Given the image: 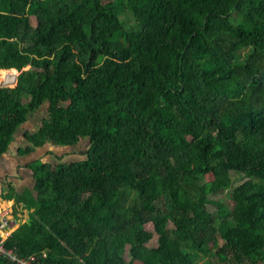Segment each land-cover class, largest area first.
Instances as JSON below:
<instances>
[{
  "label": "trees",
  "instance_id": "1",
  "mask_svg": "<svg viewBox=\"0 0 264 264\" xmlns=\"http://www.w3.org/2000/svg\"><path fill=\"white\" fill-rule=\"evenodd\" d=\"M89 1L0 0V71L19 72L0 86V155L44 106L23 155L89 142L80 162L34 163V210L6 247L264 264V0Z\"/></svg>",
  "mask_w": 264,
  "mask_h": 264
},
{
  "label": "crops",
  "instance_id": "2",
  "mask_svg": "<svg viewBox=\"0 0 264 264\" xmlns=\"http://www.w3.org/2000/svg\"><path fill=\"white\" fill-rule=\"evenodd\" d=\"M27 133H30L27 129H19L7 152L0 155V214L7 213L12 222L9 237L29 220L34 210L30 207L34 199V163L51 165V161H55L57 157L66 160V154L56 156V147L51 144L34 153L23 155L21 151L30 146L25 139Z\"/></svg>",
  "mask_w": 264,
  "mask_h": 264
},
{
  "label": "rangeland",
  "instance_id": "3",
  "mask_svg": "<svg viewBox=\"0 0 264 264\" xmlns=\"http://www.w3.org/2000/svg\"><path fill=\"white\" fill-rule=\"evenodd\" d=\"M87 2H90L89 0H86ZM127 24H135L137 23V19L135 18L134 15H127ZM32 25L36 26V19L33 17L32 19ZM19 72H17L16 70H1L0 71V86H8V87H13L16 82H11V80L13 79V77L18 76ZM243 93V91H240L238 93V96L241 95ZM47 108L46 106H44L41 110H39L36 114L30 116L28 118V122L23 125L21 128L27 129L28 132L33 133L35 132L36 129L39 128L40 123L42 122L45 114H46ZM32 121V123L30 122ZM31 123V124H30ZM20 128V129H21ZM88 146H89V142L85 141L80 143L78 146L74 147V148H58L56 146V156L62 155V154H66V160H64L65 163H75V162H80L82 160L85 159V155L87 153L88 150ZM51 167L56 170V166L61 163L60 161H58V157L55 159V161H51ZM174 164H176V161L173 162ZM38 165V164H37ZM34 171V170H33ZM213 181V177L212 175H208L207 176V184L210 185ZM121 244H125L124 240H120ZM215 261H201L199 264H215ZM130 264H144L140 261H133Z\"/></svg>",
  "mask_w": 264,
  "mask_h": 264
},
{
  "label": "built area",
  "instance_id": "4",
  "mask_svg": "<svg viewBox=\"0 0 264 264\" xmlns=\"http://www.w3.org/2000/svg\"><path fill=\"white\" fill-rule=\"evenodd\" d=\"M11 82H16L15 77ZM12 222L7 213L0 214V256L16 264H42L37 256L21 257L14 249L6 247V241L9 238V228ZM45 256V255H44Z\"/></svg>",
  "mask_w": 264,
  "mask_h": 264
},
{
  "label": "water",
  "instance_id": "5",
  "mask_svg": "<svg viewBox=\"0 0 264 264\" xmlns=\"http://www.w3.org/2000/svg\"><path fill=\"white\" fill-rule=\"evenodd\" d=\"M15 70V69H14ZM17 71V70H16ZM18 72V71H17ZM15 80H17V76H15Z\"/></svg>",
  "mask_w": 264,
  "mask_h": 264
}]
</instances>
